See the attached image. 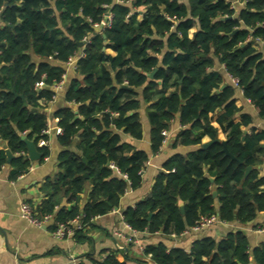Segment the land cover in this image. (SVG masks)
Returning <instances> with one entry per match:
<instances>
[{
    "label": "trees",
    "instance_id": "1",
    "mask_svg": "<svg viewBox=\"0 0 264 264\" xmlns=\"http://www.w3.org/2000/svg\"><path fill=\"white\" fill-rule=\"evenodd\" d=\"M189 3L190 9L182 0H56L54 5L52 0H0L4 22L0 28V169L10 151L14 155L11 178L33 166L23 135L35 143L39 162L50 154L49 145H39L41 138H48L42 130L51 118L42 103L53 99L52 85L66 70L62 64L78 53V42H83L84 55L77 61L82 78L73 77L65 93L66 101L78 105L79 116L72 107L61 108L53 116L64 129L58 135L64 147L61 172L45 179V196L34 207L36 213H51L62 221L81 215L87 227L95 217L120 207L128 188L141 185L149 154L139 149L128 153L131 145L122 140V133L143 136L139 88L146 101L160 94L148 111L152 152L160 149L165 138L162 131L178 113L189 128L177 135L174 144L197 148L168 160L150 193L123 210L126 223L137 231L180 235L205 216L218 214L220 220L247 223L264 211V177L257 168L245 175L246 167L255 166L264 151V129L245 131L253 122L248 113L235 121L241 111L235 99L237 88L264 118V46L258 49L252 43L260 38L264 45V0H246L238 13L228 0ZM109 8L114 18L112 26L103 29L105 40L102 32L95 33L94 25L103 21ZM194 26L199 30L189 37ZM86 36L89 42L84 41ZM32 53L56 57L62 64L36 63ZM217 64L225 70L216 68ZM225 72L238 80L237 86L222 88ZM174 76L180 79L178 90L166 95ZM40 80L45 85L36 88ZM219 110L224 111L216 120L235 158L225 153L217 140V127L211 123V114ZM203 135L214 141L205 147ZM214 185L221 195L219 208ZM64 199L70 206L62 205ZM75 236L83 239V228ZM146 252L156 264L251 262L243 230L219 241L205 237L191 251H167L160 243L148 246ZM253 259L264 264V242L253 251ZM92 261L127 264L116 250Z\"/></svg>",
    "mask_w": 264,
    "mask_h": 264
},
{
    "label": "crops",
    "instance_id": "2",
    "mask_svg": "<svg viewBox=\"0 0 264 264\" xmlns=\"http://www.w3.org/2000/svg\"><path fill=\"white\" fill-rule=\"evenodd\" d=\"M56 0H52L53 5ZM119 1V0H116ZM231 7L238 13L245 7L246 0H228ZM184 7L190 9L189 0H182ZM141 15L138 16L140 21ZM179 21L176 22L178 24ZM4 27V22L0 18V28ZM199 30L198 26L189 29V37H193ZM253 45L261 49L263 45L258 41H253ZM80 49L78 53L81 51ZM106 52L115 56L116 51L111 48H106ZM33 60L36 63L48 61L53 65H61L62 63L56 57H44L32 53ZM65 67L67 74L66 80L62 87L55 91L54 98L50 101L43 102L45 111L51 116L49 125L52 126L51 132L47 135L49 141L50 154L43 162L33 160V166L30 170L19 176L16 179L10 177L12 169L11 161L7 160L6 164L0 169V264H77L79 261H84L86 264H94L92 259H99L106 255L109 250H116L117 257L125 261L127 264H156L151 253L146 252L148 246L158 245L163 243L167 247V251L172 248H182L186 251H191L197 241L211 237L216 241L222 240L232 231L243 230L249 240V252L251 257L250 264H255L253 259V251L264 242V232L256 230L257 225L264 223V211L260 212L256 219L251 222L242 223L238 220L224 221L219 220L215 224L200 228L198 230H189L180 235H166L162 232L149 233L148 231H137L135 241L124 243V248L119 249L118 244L124 241L115 235L116 230H122L126 234L129 232L126 228L123 218V210L127 207H133L140 200H143L151 191L156 177L165 169V164L174 155H187L197 148L196 145H175L177 135L184 129L189 128L180 121L179 113L170 121V126L167 129L168 136L157 152H152L151 146V124L148 119V111L152 104L156 101L160 94L157 92L152 100L146 101L142 94V88L137 89L138 99L141 101L139 109L140 122L143 128L142 138H134L130 134L122 133V140L131 145L128 153L134 150H145L149 154L146 166L142 170V183L136 188H128L121 199V205L112 211L99 215L93 219V224L83 227L85 237L79 240L75 234L64 239H57L52 234V226L55 224V219H51L42 226H37L30 223L21 216L22 202H28L32 208L39 205L45 194L42 190V185L48 177H56L61 172L60 154L64 147L59 143L58 134L55 126H58L59 118H54L56 111L64 107H72L76 117H78V105L65 100V93L70 80L73 77L79 76L78 65L62 64ZM77 65V66H76ZM221 70H225L224 66H218ZM1 67V65H0ZM82 78L81 76H79ZM180 79L174 76L172 85L166 91L169 95L172 91L178 90ZM233 84L231 75L225 72V81L223 85ZM222 85V86H223ZM236 104L241 107L240 113L237 114L235 121L242 119V114L248 113L253 117L252 124L245 128V131L250 132L252 127L258 130L264 129V118L258 114L255 106L251 101L244 97L242 90L237 88ZM224 110L211 114V123L217 127V140H227L226 133L222 130L217 122V117ZM194 134L197 131L193 130ZM214 140L208 135L202 136V143L209 145ZM264 145V140L262 141ZM13 157L14 155L9 151ZM9 157V155H8ZM13 159V158H12ZM252 169L257 168L260 175L264 177V151L258 154V162ZM264 189V185L262 186ZM89 189V187H88ZM217 191L215 205L220 206L217 185L212 187V192ZM87 194L84 195V199ZM62 205L70 206L64 199ZM89 257H92L90 260ZM207 258L205 257L204 260Z\"/></svg>",
    "mask_w": 264,
    "mask_h": 264
},
{
    "label": "built area",
    "instance_id": "3",
    "mask_svg": "<svg viewBox=\"0 0 264 264\" xmlns=\"http://www.w3.org/2000/svg\"><path fill=\"white\" fill-rule=\"evenodd\" d=\"M122 1V0H119ZM113 18L114 15L113 13L110 11L108 14L106 13L105 18L103 19V21L101 23H96L94 26L97 27L101 24H104V28L105 27H111L112 23H113ZM84 41L89 42L90 41V36H86L84 38ZM256 41L260 42L263 45V41L260 38H256ZM264 46V45H263ZM84 53L81 50L79 53H77L76 55L72 56L69 58V60L66 62L67 64H77L78 59L83 56ZM77 66V65H76ZM67 77L66 72L63 73L62 77L60 80H58L57 82H55L52 87H54L56 90L60 89L63 85V83L65 82ZM232 78L233 83L237 86L238 85V80L236 78ZM45 85L43 80H40L38 82H36L35 87L36 88H42ZM54 98V96H53ZM56 128V133L59 134H63L64 129L61 126H55ZM52 126H50L49 124L42 130V134L48 135L51 132ZM162 134L167 137L168 136V131L165 129L162 131ZM49 141L48 138H41L39 141V145H48ZM111 167L114 168V165L111 164ZM142 172V171H141ZM21 216L23 218H25L26 220H28L30 223L37 225V226H42L43 224L47 223L48 221H50L51 219L54 218L53 214L51 213H36L34 211V209L32 208V206L28 203V202H22L21 204ZM98 217V216H97ZM96 218V217H95ZM94 218V219H95ZM219 217L218 214H213L211 216H205L202 217L200 220L197 221L196 224H194L193 226H191L190 228H188L187 230H185L184 232H187L189 230H198L200 228L215 224L217 221H219ZM83 221H82V216L78 215L75 218L71 219V220H66V221H62V220H55V224H54V229L52 230V234L54 235V237H56L57 239H64L68 236H73L77 230H80L83 228ZM126 228L128 229V233L126 234L124 231L122 230H116L115 231V235L119 238H121L124 242L120 243L117 245V247L119 249H123L124 248V243H131L133 241H135L136 239V234H137V230L134 229L130 224L126 223L125 224ZM256 230L258 232H264V223L258 225L256 227ZM183 232V233H184Z\"/></svg>",
    "mask_w": 264,
    "mask_h": 264
},
{
    "label": "water",
    "instance_id": "4",
    "mask_svg": "<svg viewBox=\"0 0 264 264\" xmlns=\"http://www.w3.org/2000/svg\"><path fill=\"white\" fill-rule=\"evenodd\" d=\"M110 11H111V10H110V8H109L107 14H108ZM227 18H228V17H223V19H227ZM103 29H104V24H101V25L95 27V28H94V31H95V33H97V32H102L103 38L106 40V39H107V36H106L105 33H103ZM235 31H236V30H235ZM235 31H234V32H235ZM234 32H232V34H233ZM3 44H4V43H3ZM78 45H79V47H80V49H81V47H82V45H83V42H82V41L78 42ZM103 49L105 50L106 47H104ZM153 75H154V72L149 73V76H150V77H153ZM125 87L130 88V87H128V86H125ZM224 87H225V85L222 86V88H224ZM13 92L16 93L15 89H13ZM19 96L23 97L22 94H20ZM23 98H24V97H23ZM24 100H25V99H24ZM25 102H26V100H25ZM22 138H23V139L25 140V142L27 143L29 157H30L32 160H38L39 157H40V153H39V151L37 150L35 143H34L32 140H29L25 135H23ZM222 143H223V145H224V151H225V153H226L227 155L231 156L232 158H235V156L229 151V149H228V147H227V140H223ZM208 145H209L208 143H205V144H204L205 147L208 146ZM4 147L7 148L6 145H4ZM8 155H9L8 160L11 161L12 158H13V156H12L11 154H9V151H8ZM252 168H253L252 165H248V166L246 167L245 175H247V174L252 170ZM86 176H88V173H86ZM211 180H213V178H211ZM213 194H214V195H217V191L215 190V191L213 192ZM180 206H181V211H182V213H183V212H184V204L181 203Z\"/></svg>",
    "mask_w": 264,
    "mask_h": 264
}]
</instances>
